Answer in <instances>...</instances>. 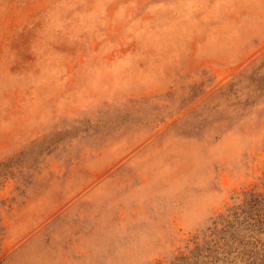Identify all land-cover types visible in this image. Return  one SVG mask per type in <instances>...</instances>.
<instances>
[{"label":"rangeland","instance_id":"obj_1","mask_svg":"<svg viewBox=\"0 0 264 264\" xmlns=\"http://www.w3.org/2000/svg\"><path fill=\"white\" fill-rule=\"evenodd\" d=\"M231 233L264 264V0H0V264Z\"/></svg>","mask_w":264,"mask_h":264},{"label":"trees","instance_id":"obj_2","mask_svg":"<svg viewBox=\"0 0 264 264\" xmlns=\"http://www.w3.org/2000/svg\"><path fill=\"white\" fill-rule=\"evenodd\" d=\"M248 212H250V211L249 210L246 211L243 215L247 219L251 217L250 213H248ZM257 217H258V215L256 216V218H254V217L252 218L254 221V222H252L253 224L249 223V221H248L249 225H247V226L260 225L262 220L258 219ZM243 222H244V220L241 221V223H243ZM233 237H234V233H231L230 237L228 239H224L221 244H218V242H216L215 246L213 248L208 247L205 250V252H203V254H201V255L199 254L200 255L199 258L201 259L199 264H207V262H210V261L215 262L214 264H219L218 261L220 260L221 256L226 257V259H227L226 262H228V264H231L233 258L236 255L241 256V258H243V256H245V255H247V257L254 255V254H251V250H247L245 247L239 248L241 246H244L243 245L244 243H242L243 239L241 237L235 238L236 241H238L237 246H233L235 239L232 240V242H228V240L230 241ZM252 253H254V252H252ZM230 255H233V256L230 257ZM260 255H262V256H260ZM260 255L257 257V259L262 260L264 253L263 254L261 253ZM199 258L194 256L192 258V260H190V259L185 260L184 264H198V262L200 260ZM251 262H256V260L255 259L251 260ZM223 263H225V261H223Z\"/></svg>","mask_w":264,"mask_h":264}]
</instances>
